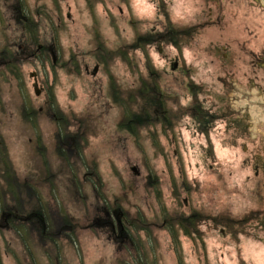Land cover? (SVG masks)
I'll return each mask as SVG.
<instances>
[{"label":"clouds","instance_id":"clouds-1","mask_svg":"<svg viewBox=\"0 0 264 264\" xmlns=\"http://www.w3.org/2000/svg\"><path fill=\"white\" fill-rule=\"evenodd\" d=\"M0 264H264V0H0Z\"/></svg>","mask_w":264,"mask_h":264}]
</instances>
